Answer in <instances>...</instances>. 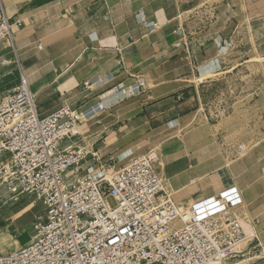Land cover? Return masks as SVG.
Returning a JSON list of instances; mask_svg holds the SVG:
<instances>
[{
  "label": "crops",
  "instance_id": "0c3cea01",
  "mask_svg": "<svg viewBox=\"0 0 264 264\" xmlns=\"http://www.w3.org/2000/svg\"><path fill=\"white\" fill-rule=\"evenodd\" d=\"M235 1L0 0V19L6 15L12 22L22 23V27L13 28L15 46L16 38L28 37L21 47L17 46V51L11 47L6 49L8 42H0V96L15 91L20 84L17 54L42 116L64 105L80 115V134L67 146L88 153L83 169L94 177L100 176L102 168L120 169L138 156L148 142H157L153 135L149 136L164 129L163 120L178 116L173 122L176 125L181 117L189 115L197 106L201 79L207 82L211 75H228L243 66V59H238L243 50H236L244 48L243 39L234 36L238 32ZM244 3H250L252 8L240 15L250 12L260 15V10H264V0H244ZM140 15L152 25L146 26ZM46 30L64 36L49 41ZM227 36L232 38L231 43ZM3 61L7 64L2 65ZM233 63L236 66L230 68ZM138 79L146 85L141 94L123 101L110 94L112 88L129 87ZM182 80L192 83L181 87ZM88 81L102 83L87 91L84 83ZM100 101L108 105L106 110L97 108ZM95 110L100 112L95 115ZM141 120H146V124ZM206 121L209 122L207 117ZM229 123H208L216 142L218 128L222 125L228 128ZM257 124L258 131L264 133V122ZM139 126L145 127L142 133L138 131ZM121 130L126 139L109 145L111 134ZM257 138L245 136L244 140L250 142ZM196 145V142L183 143L178 147L180 157L168 162L166 170L157 165L159 176L174 179L189 173L197 165L198 159L192 167L190 158L191 148ZM175 161L178 168L174 167ZM219 178L218 187L243 185L242 197L248 203L250 214L259 209V206L253 208L257 202L255 191L240 182L237 175L230 178L221 174ZM0 191L8 194L13 202L23 198L42 206L26 196L13 198L5 190ZM249 250L250 246H245L244 264H264V258L249 260L252 259L248 258Z\"/></svg>",
  "mask_w": 264,
  "mask_h": 264
},
{
  "label": "built area",
  "instance_id": "2783aa9c",
  "mask_svg": "<svg viewBox=\"0 0 264 264\" xmlns=\"http://www.w3.org/2000/svg\"><path fill=\"white\" fill-rule=\"evenodd\" d=\"M15 26L22 23L2 16L0 42L13 44ZM15 56L20 84L0 96V190L38 201L45 215L37 218L33 240L0 254V264H244L237 252L248 239L235 214L241 192L230 185L182 207L164 189L155 150L94 177L83 169L88 153L63 146L79 136L80 115L64 105L42 116ZM101 83L85 82L84 89ZM145 89L138 79L110 93L123 101ZM97 108L108 105L100 101ZM258 254L264 258V248Z\"/></svg>",
  "mask_w": 264,
  "mask_h": 264
},
{
  "label": "rangeland",
  "instance_id": "374dc122",
  "mask_svg": "<svg viewBox=\"0 0 264 264\" xmlns=\"http://www.w3.org/2000/svg\"><path fill=\"white\" fill-rule=\"evenodd\" d=\"M234 5L238 7V13L235 15L238 21V32L234 36L235 38L242 36L244 43L243 49L237 48L236 50H243L242 53L239 54L238 59H243V63H245L238 71L231 72L228 75L219 74L215 76L214 74L209 76L210 80H207V82L201 79L202 84L199 88V93L196 94L197 106H194L191 111L187 113L192 114L193 112L200 111V118L197 119L195 125L199 123L200 119L207 123L206 117L209 119L208 123L211 125H216L220 122L223 124L224 121H231V124L229 123V127L225 128L224 123V125L218 128L217 142L215 137L209 136L210 134L203 139H209L210 142L213 143L214 148L220 150L216 158L205 161V159H202L201 154H196L192 149L190 158L192 162L198 159L197 165L185 175H180L174 179H166V177L165 179L168 183L167 187L164 180L163 183L164 187L167 188V192L170 193L175 201L182 207H186L209 195H216L223 190V188H225L224 184L220 185V187L217 186V181H220L219 176H221V174L229 175L230 178L233 175H237V177L240 178V182H244L245 186L255 191L254 199L257 202H255L253 208L259 206L258 210L254 213H249L246 217L249 220L251 219L255 227V235L250 237L246 234L248 240L239 247L237 253L238 255H242L245 246H250L248 258H252L249 260H257L260 258L258 252L261 251V247L264 248V133L258 131L257 124L258 122H264V10L260 8L262 12L260 15H254L251 12L249 15H240L244 13L246 9H250L251 11L252 5L250 3H244V0H236ZM256 20L260 21L256 22ZM220 22L221 21H219V23ZM45 33L50 37L48 39L49 41H54L64 36V34L53 33L51 30H46ZM228 34L229 33L226 35ZM228 36L227 39L231 43L232 38ZM10 46V44H7L6 49ZM233 66H236V64L233 63L230 68ZM225 70L228 69L225 68ZM189 98L192 100V95H190ZM224 111L226 112L224 113ZM99 112L100 111L95 110L93 114L96 115ZM181 118L177 124L180 123ZM178 119L179 117L177 116L173 120H163L161 122V127L164 129L157 132L159 133L162 130H168L174 127L175 124L173 122ZM209 129L210 128H208V130ZM157 132L152 133L153 136ZM152 134L149 137H151ZM226 135H228V137ZM245 136H258V138L254 141L250 140V142H246L244 140ZM175 141L176 139L174 136L161 138V140L160 137H158L157 142H148L147 146L145 145V148L143 147V149L139 151L141 153L138 155L155 149L158 154L160 153L159 168H166L168 162L172 159H177V157L181 155L180 148L178 147H181L183 143ZM69 142V140L65 141L63 146L69 144ZM241 144L245 145L247 149L244 153L245 156L248 154V149H252V153L248 155L249 157L247 158L250 161L248 165L240 166L238 164L243 156L237 152ZM230 149L231 151H229ZM195 154L197 156H195ZM227 160L235 162L233 167L227 169L220 167ZM176 161L173 162V164L175 168H178V162ZM178 161L180 163L182 162L180 160ZM192 180H197V182L191 184L190 182ZM234 180L236 179L234 178ZM241 186L243 185H239L238 183L232 185L233 188H239ZM182 188H184V192L180 191L181 194H192L187 205L178 202V196L181 195L180 193L179 195H175V192H178V189ZM110 204L114 206L115 202L111 200ZM32 210L34 213L31 212ZM41 214L45 215V210L40 204L23 198L13 202L10 200L8 194H4V192L0 191V238L9 234L15 238V240H18L22 244V247L26 246L31 242V236L35 235L34 228L37 223V218L41 216ZM261 220H263V222H261ZM8 249V253L17 251L14 249L13 245H10Z\"/></svg>",
  "mask_w": 264,
  "mask_h": 264
},
{
  "label": "bare ground",
  "instance_id": "6f19581e",
  "mask_svg": "<svg viewBox=\"0 0 264 264\" xmlns=\"http://www.w3.org/2000/svg\"><path fill=\"white\" fill-rule=\"evenodd\" d=\"M27 39H28V37H26V36L23 37V38H16V40H17L16 41V46H15V40H14L13 44H10V43H8V44L11 45L10 46L11 48H13L14 50L17 51V48H18L17 46L21 47V43L24 42ZM181 83H182L181 87H184V86L189 85L192 82L187 81V80H182ZM110 94L112 96L116 97L113 93H110ZM198 118H200V111L193 112L192 114H189V115H185L184 117L181 118V121H180L179 124H176L174 127L168 129L166 132H163V130L161 132H159V133L157 132L156 134H154V138L156 140L158 137H160V138H169V137L174 136L175 139H176L175 142L190 143V145H191V143L196 142L197 143L196 147L195 148H191V149H193V151L196 154H199V155L201 154L202 159H205V161H206V160H211L213 158H216L217 155H218V152L220 150H216L214 148L213 143L210 142L209 139L203 140L206 136H208L211 133L208 130L207 123L202 121V119H200L199 123H197L195 125V122L197 121ZM145 121L146 120H141V122H144L146 124ZM138 125H140V124H138ZM93 128H94V126H93ZM138 128H139V130H138L139 133H142L144 131L145 127L144 126H139ZM157 135H159V136L157 137ZM212 137H214V135H212ZM125 139H126V134L123 132V130H121L118 133L111 134V137L108 140V144L112 145V144H115L118 141H122V140H125ZM172 142H174V141H172ZM242 144L239 145V147L237 149L238 150L237 152L240 153V155H243L242 159L238 163L240 166L250 164L249 163L250 161L247 158L249 157L248 155H250L252 153V149L249 148L248 152H247L248 154L246 155L247 156L246 157L244 155V153L246 152L247 149L245 148V145H242ZM156 146L158 147V145H156ZM158 148H160V147H158ZM159 154H158V157L160 158ZM196 154H195V156H197ZM244 157H246V158H244ZM243 159H245V160H243ZM158 163H159V161H158ZM234 163L235 162H231V161L227 160L220 167H222L223 169H227V168L233 167ZM192 166H195V162H192ZM164 169L166 170L165 167H164ZM112 171H115V169H113ZM112 171H110V173H112ZM165 177H167V176H165ZM161 180L162 181L164 180V182H166V187H167L168 183H167V180L164 178L163 175L161 176ZM196 182H197V180H192L190 183L191 184H195ZM241 188L242 187H239V188L235 187V189H236V191L238 193L239 192L242 193V189ZM164 189L167 192V190H166L167 188L164 187ZM180 191L184 192V188H182L180 190L178 189V192L176 191L175 195H179ZM190 194H181V195H179L178 196V202H180V203H182L184 205H187L189 203L190 197H192V194L191 195ZM211 196H214V195H209V196H207L205 198H208V197H211ZM31 212L34 213L33 210ZM235 213L238 214V215L237 214L236 215H237V217L239 218V220L241 222V225L243 227V230H244L245 234H247V236H250V237L255 235V227L253 226V223L251 222V219L249 220L248 218H246L249 215V211H248V203L244 200V197L241 198V196H240V204L236 207ZM33 238H34V236H31V241L33 240ZM10 245H13L14 249L17 250V251H18V249L20 250V248L22 247V244L18 240H15V238H13L9 234H7L5 236H2L0 238V252L1 253L10 254V253H8V251H9L8 248H9ZM238 250H239V248H238ZM14 252H16V251H14ZM14 252H11V253H14Z\"/></svg>",
  "mask_w": 264,
  "mask_h": 264
}]
</instances>
